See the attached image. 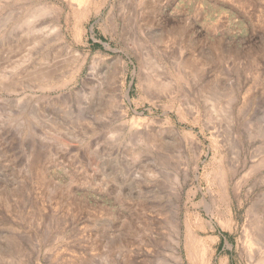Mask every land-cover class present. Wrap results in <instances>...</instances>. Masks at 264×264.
Masks as SVG:
<instances>
[{
	"label": "rangeland",
	"instance_id": "obj_1",
	"mask_svg": "<svg viewBox=\"0 0 264 264\" xmlns=\"http://www.w3.org/2000/svg\"><path fill=\"white\" fill-rule=\"evenodd\" d=\"M0 264H264V0H0Z\"/></svg>",
	"mask_w": 264,
	"mask_h": 264
}]
</instances>
